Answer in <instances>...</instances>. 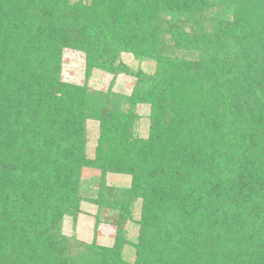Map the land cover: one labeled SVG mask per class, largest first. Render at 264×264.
Masks as SVG:
<instances>
[{"label": "trees", "instance_id": "1", "mask_svg": "<svg viewBox=\"0 0 264 264\" xmlns=\"http://www.w3.org/2000/svg\"><path fill=\"white\" fill-rule=\"evenodd\" d=\"M66 49L86 77L128 72L121 54L154 71L109 108L60 80ZM41 51L52 82L31 79ZM125 103L150 106L146 136ZM83 169L103 176L87 201L116 213L110 247L63 233ZM0 264H264V0H0Z\"/></svg>", "mask_w": 264, "mask_h": 264}, {"label": "rangeland", "instance_id": "2", "mask_svg": "<svg viewBox=\"0 0 264 264\" xmlns=\"http://www.w3.org/2000/svg\"><path fill=\"white\" fill-rule=\"evenodd\" d=\"M50 56V55H49ZM45 58V67L47 69V76L44 75L42 60ZM121 61L129 68L128 72L112 74L100 69H94L88 77L84 71V56L80 52L66 49L61 57L60 80L67 84L79 85L87 87L90 92L100 94L99 99L101 103L106 104L107 107L112 108L118 100L128 98L133 87L137 81V71L144 74H152L154 71V62L149 60H136L130 54H121ZM54 58L46 57L43 51L37 54L36 65L32 72V80L36 83L52 82L54 80ZM62 98L61 95H56ZM112 97H116L112 100ZM115 107V106H114ZM123 111H131L137 117L134 123V132L138 136H146L150 116V106L147 104H137L134 107L128 106L126 103L121 107ZM85 134V151L89 157H92L96 145L99 124L97 121L88 119L84 123ZM102 173L99 170L83 169L81 171L80 189L82 198L79 204L80 214L78 215L75 224L72 219L65 217L62 223L63 233L67 236H75L84 242L94 241L101 246L110 247L113 244V239L116 232L114 224L116 220V213L110 210L102 209L99 211L95 204L89 203L97 196V190L103 182ZM131 177L129 175H120L107 173L104 177L105 186L109 189H125L130 185ZM140 203L135 204L132 212L133 221L127 222L124 226L127 231V237L134 240L138 233V223L134 220H139ZM124 257L133 260L132 246H126L123 251Z\"/></svg>", "mask_w": 264, "mask_h": 264}]
</instances>
